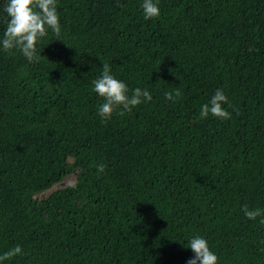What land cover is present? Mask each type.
I'll use <instances>...</instances> for the list:
<instances>
[{
  "label": "trees",
  "instance_id": "trees-1",
  "mask_svg": "<svg viewBox=\"0 0 264 264\" xmlns=\"http://www.w3.org/2000/svg\"><path fill=\"white\" fill-rule=\"evenodd\" d=\"M142 3L57 0L64 41L49 29L31 63L0 46V255L23 250L2 264H187L195 235L264 264L243 212L264 210V0ZM102 60L152 100L104 122ZM221 88L230 119L201 118Z\"/></svg>",
  "mask_w": 264,
  "mask_h": 264
},
{
  "label": "clouds",
  "instance_id": "clouds-1",
  "mask_svg": "<svg viewBox=\"0 0 264 264\" xmlns=\"http://www.w3.org/2000/svg\"><path fill=\"white\" fill-rule=\"evenodd\" d=\"M0 7L8 16L3 37L0 39V46H2L3 51L11 53L12 50L17 49L31 63L39 60L37 44L48 34L49 29L54 33L56 39L63 40L61 38L57 0H4ZM141 7L145 19L160 15L159 0H143ZM102 62V75L93 80L92 84L94 85L93 90L104 101L98 108V114L104 122L109 120L114 113H117V110H119L118 114L123 116L125 112H131L134 107L141 103L152 100V94L146 88L136 87L131 90V95H129L128 85L112 74L107 62L103 60ZM181 95L182 93L178 88L165 92L167 100H174ZM224 104L231 107L224 90L222 88L217 89L211 100L201 106L200 117L207 118L211 114L219 119H230L231 114L223 107ZM106 167L104 164L98 165V175L104 173ZM243 212L249 219L253 220L257 217H264V210L260 208L249 209L246 204L243 205ZM259 222L264 224V218H261ZM186 246L190 247L194 253L187 264H218V255L212 251L208 241L203 236H193ZM17 255H23L20 245L0 255V264Z\"/></svg>",
  "mask_w": 264,
  "mask_h": 264
},
{
  "label": "rangeland",
  "instance_id": "rangeland-1",
  "mask_svg": "<svg viewBox=\"0 0 264 264\" xmlns=\"http://www.w3.org/2000/svg\"><path fill=\"white\" fill-rule=\"evenodd\" d=\"M72 181V178H69L63 182V184H66L67 182Z\"/></svg>",
  "mask_w": 264,
  "mask_h": 264
}]
</instances>
